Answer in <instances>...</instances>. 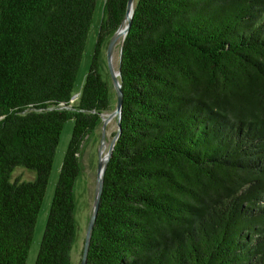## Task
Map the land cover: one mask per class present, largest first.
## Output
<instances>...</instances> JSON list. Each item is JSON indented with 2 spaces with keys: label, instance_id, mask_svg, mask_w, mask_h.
<instances>
[{
  "label": "trees",
  "instance_id": "16d2710c",
  "mask_svg": "<svg viewBox=\"0 0 264 264\" xmlns=\"http://www.w3.org/2000/svg\"><path fill=\"white\" fill-rule=\"evenodd\" d=\"M0 0V264H25L67 120L34 264H71L78 155L110 108L102 44L127 0ZM120 133L85 264H264V0H134ZM35 171L11 180L13 167Z\"/></svg>",
  "mask_w": 264,
  "mask_h": 264
},
{
  "label": "rangeland",
  "instance_id": "374dc122",
  "mask_svg": "<svg viewBox=\"0 0 264 264\" xmlns=\"http://www.w3.org/2000/svg\"><path fill=\"white\" fill-rule=\"evenodd\" d=\"M103 2L104 0H96L93 20L89 33L87 35L82 57L78 66V70L73 86L71 101H75L76 98L78 97L86 73L88 71L94 43L96 40V34L102 16ZM110 37L106 38L105 41L103 42L100 58H99L101 75L103 79L107 82L109 87L110 108L109 110L103 113L105 116L111 113L115 109V105H116V93L110 79V74L107 64V54H106ZM121 43H122V37L119 36L118 38H116L111 48L110 64L114 69V71H117L119 67ZM72 126H73V121L71 119L65 121V123L63 124L59 141L55 148V153H54L51 171L49 174L48 183L37 216V220L35 223L33 238L25 264H34L36 254L38 252L40 240L42 237V233L44 230L50 202L58 179L59 169L61 166L63 155L65 153L67 144L71 136ZM102 130H103V123L102 120L100 119L95 129L85 138L78 155L80 171L77 174V177L75 178V182L73 186V197L75 202L74 221H75L76 231H75V239L70 251L71 264H80L85 230L89 215L91 213L93 197H94V189L96 183V169L98 162V150L100 149L101 146L102 155H104L107 152L109 143L114 133L116 132L115 116L109 119L104 125V139H102ZM35 175H36L35 171L32 169H28L23 166H15L11 170L10 179L29 181V180H33L35 178Z\"/></svg>",
  "mask_w": 264,
  "mask_h": 264
},
{
  "label": "water",
  "instance_id": "95a60500",
  "mask_svg": "<svg viewBox=\"0 0 264 264\" xmlns=\"http://www.w3.org/2000/svg\"><path fill=\"white\" fill-rule=\"evenodd\" d=\"M133 2H134V0H127L124 18H123L121 24L119 25V27L111 35V37L109 39L108 47H107V52H106L107 64H108V70H109L112 86H113L115 93H116V105H115V109L111 113L107 114L106 116L103 113L101 114V120L103 123L102 139H104V125L113 116H115V118H116V132L114 133V135H113V137L109 143L107 152L104 155H102L101 146H100V149L98 150V162H97V169H96V183H95V189H94V197H93L91 213L89 215L86 230H85L80 264H85V262H86L88 247H89V243H90V237H91L93 225L95 223V218L97 215V210L99 207L100 196H101L102 187H103V175L105 172L107 162H108L109 157L111 155L113 146L115 144V141L117 140L119 133H120V117H121V109H122V102H123V94H122L121 83H120V61H121V58L119 57L118 70L114 71V69L112 68V66L110 64V54H111L112 45H113L114 41L116 40V38L121 36L122 42H123V39H124L125 35L127 34V31L129 29V25L131 22L132 13H133ZM121 46H122V43H121ZM121 46H120V52H121ZM102 143H103V141H102Z\"/></svg>",
  "mask_w": 264,
  "mask_h": 264
}]
</instances>
